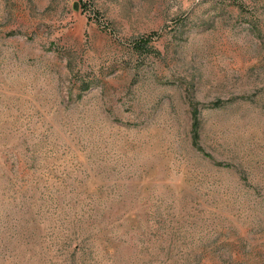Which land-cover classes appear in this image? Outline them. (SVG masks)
I'll use <instances>...</instances> for the list:
<instances>
[{
  "label": "rangeland",
  "instance_id": "obj_1",
  "mask_svg": "<svg viewBox=\"0 0 264 264\" xmlns=\"http://www.w3.org/2000/svg\"><path fill=\"white\" fill-rule=\"evenodd\" d=\"M0 264H264V0H0Z\"/></svg>",
  "mask_w": 264,
  "mask_h": 264
}]
</instances>
